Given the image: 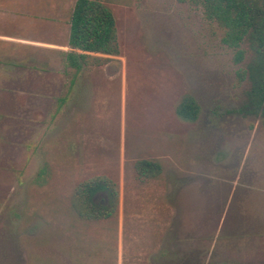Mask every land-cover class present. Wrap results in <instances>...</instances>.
Returning <instances> with one entry per match:
<instances>
[{
  "label": "rangeland",
  "instance_id": "1",
  "mask_svg": "<svg viewBox=\"0 0 264 264\" xmlns=\"http://www.w3.org/2000/svg\"><path fill=\"white\" fill-rule=\"evenodd\" d=\"M102 1L120 53L38 110L44 135L0 136V264H264V96L248 40L236 62L190 0ZM188 94L196 121L176 111ZM142 159L160 175L139 180ZM96 177L119 187L106 218L76 196Z\"/></svg>",
  "mask_w": 264,
  "mask_h": 264
},
{
  "label": "crops",
  "instance_id": "2",
  "mask_svg": "<svg viewBox=\"0 0 264 264\" xmlns=\"http://www.w3.org/2000/svg\"><path fill=\"white\" fill-rule=\"evenodd\" d=\"M77 0H0V136L40 137L47 101L84 89L80 75L101 66L102 53L70 44ZM72 54V58L70 55ZM87 55V56H85ZM55 92H59L55 98ZM2 134V135H1ZM28 134V135H27Z\"/></svg>",
  "mask_w": 264,
  "mask_h": 264
},
{
  "label": "trees",
  "instance_id": "3",
  "mask_svg": "<svg viewBox=\"0 0 264 264\" xmlns=\"http://www.w3.org/2000/svg\"><path fill=\"white\" fill-rule=\"evenodd\" d=\"M202 6L205 16L225 29L222 41L235 50L234 59L241 62L246 54L243 42L248 40L254 52V60L247 73L253 90L264 96V0H190ZM70 44L83 51L118 55L120 53L117 23L110 7L102 0H77L71 19ZM87 56V55H85ZM72 58V54L70 55ZM106 59V58H102ZM245 71H239L243 78ZM177 114L184 120L196 121L200 106L194 96L183 97ZM136 177L141 180L156 178L162 171L158 161L142 159L134 165ZM108 199L98 201L99 193ZM83 214L88 218H106L115 212L119 204V187L108 177H96L81 183L76 191ZM108 200V201H107Z\"/></svg>",
  "mask_w": 264,
  "mask_h": 264
},
{
  "label": "flooded vegetation",
  "instance_id": "4",
  "mask_svg": "<svg viewBox=\"0 0 264 264\" xmlns=\"http://www.w3.org/2000/svg\"><path fill=\"white\" fill-rule=\"evenodd\" d=\"M96 198H97V196H96Z\"/></svg>",
  "mask_w": 264,
  "mask_h": 264
}]
</instances>
